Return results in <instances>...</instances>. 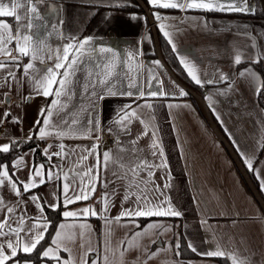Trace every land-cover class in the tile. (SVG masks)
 Wrapping results in <instances>:
<instances>
[{
	"label": "crops",
	"instance_id": "1",
	"mask_svg": "<svg viewBox=\"0 0 264 264\" xmlns=\"http://www.w3.org/2000/svg\"><path fill=\"white\" fill-rule=\"evenodd\" d=\"M144 2L149 9L152 8L154 26L164 40L166 51L174 56L187 78L199 87L198 93L209 114L244 167L253 172L264 196V150H261L264 145V113L257 102L264 78L255 67L259 60L264 68V19L234 15L251 14L242 12L164 9L153 6L149 0ZM247 2L254 8V0ZM23 3L25 8H18L17 14L25 16L26 8L37 3L42 19L33 21L40 25L39 28L23 30L19 41L13 35V42L4 45L20 55L17 72L20 84L13 83L11 89L2 86L5 73H0V97L3 93H10L11 99V103L6 104L0 98V115L9 109L12 113L0 125V145L7 142L5 133L21 137L31 130L38 136L34 124L37 120L42 124L41 117L47 118L49 108L53 111L50 123L60 126L66 133L70 131V135L60 138L53 127L49 129L50 137L39 140L43 142V149L48 144L56 145L51 152L59 151L61 143L66 146L67 154L53 156L50 162L59 167L44 170L58 172L59 180L31 189L23 197L11 192L10 184L3 187L8 206H15L18 200L21 203L9 217V225L0 232L16 228L12 221L24 215L23 227L27 229L34 225L35 231H43L44 235V226L49 223L43 205L49 207V201L61 203L64 184L70 185L68 194L72 195V187L78 188L83 178V187H89L91 180L95 183V192H89L87 200L67 205L63 211L78 212L80 208L90 207L98 215H107L108 224L103 218L91 214L65 218L61 213L51 242L43 249L55 248L52 241L57 239L60 251L56 255L61 259L45 258L38 264H82L85 260L92 264L93 258L97 259V264H134L137 258L141 264L145 260L147 264H218L213 260L215 258H226L233 264V257L236 264L248 259L252 264H264V214L225 148L209 128L200 103L195 99V104L187 97L159 61L145 14L119 9L97 11L96 6H115L120 0H23ZM135 4L130 0L131 6ZM133 13L139 19H130ZM157 14L163 19H157ZM0 22L9 23L15 33L18 22L14 17L0 18ZM23 35H30L31 39L24 41ZM85 39L88 43L79 49ZM18 45L24 46L28 54L21 56ZM66 47L68 60L76 58L77 64L74 75L69 77L71 83L54 107L55 95L45 97L43 83L34 81L46 82L45 78L50 75H55L57 80L62 78L65 68L56 69L55 64H66L63 60ZM102 48L112 51L101 52ZM237 55L241 58L239 64L235 63ZM8 59L0 54V61ZM28 63H32L33 68L25 78L23 65ZM49 68L53 69L51 73L47 71ZM190 70L200 79V84L193 80ZM253 70L257 74L255 79ZM242 71L246 73L244 77L239 75ZM107 73H111L108 79L114 91H143L145 96L108 97L98 101L97 107L93 108L90 103L92 89L85 91L84 85L94 83L96 92L104 91L99 80ZM221 76L226 78L221 80ZM57 87V84L52 85L53 92ZM181 91L185 95L181 96ZM151 92L157 95H149ZM132 112H135L134 116L130 115ZM125 115L128 118L121 123ZM14 117H20L22 123L13 124ZM95 119L100 121L96 128L90 123ZM63 122H68L67 127H63ZM114 138L119 141L111 145ZM93 144H98L97 154L101 155V160L105 151L111 154L107 169L99 172V178L94 173L84 175L96 164L95 156L90 154ZM121 148L124 151H120ZM249 156L253 157L251 168ZM28 162L34 166L49 163L47 158L35 161L34 156L29 157ZM144 163L158 167L150 169L151 177L149 169L144 168L138 170L139 175L133 179L131 169ZM113 172L118 175L127 173L128 178L117 179ZM9 173L13 183L31 182L28 167L21 166L19 170L12 167ZM105 179L115 182L109 183L105 189L102 186ZM129 180H133L131 188L128 187ZM17 187L23 191L22 184L17 183ZM105 192L113 206L107 213H102L101 197ZM126 192L130 198L124 203ZM31 195L42 197L38 201L40 207L28 199ZM137 196L147 197L151 202L149 207L159 204L162 210H166L170 205L181 216H126L116 221L115 217L123 210L122 203L123 208H132ZM24 201H28L27 204ZM5 215L0 211V219ZM179 234L187 247L189 242L195 246L196 252L188 247L195 258L183 261L178 257ZM20 237L23 244L24 232ZM11 238L15 241V234ZM3 242L6 244V240ZM215 250L223 252L224 256L202 255ZM150 253L157 255L147 259Z\"/></svg>",
	"mask_w": 264,
	"mask_h": 264
},
{
	"label": "snow or ice",
	"instance_id": "2",
	"mask_svg": "<svg viewBox=\"0 0 264 264\" xmlns=\"http://www.w3.org/2000/svg\"><path fill=\"white\" fill-rule=\"evenodd\" d=\"M150 4L157 8H164V9H178L181 11H186V10H203V11H229V12H242V13H254L255 9L251 7L247 0H149ZM115 6L117 7H127L131 6L130 5V0H120V3L116 4ZM18 8H25V4L23 3V0H0V18L3 17H14L15 20L18 22L16 25L15 33H13L12 26L9 23L6 22H0V54H3L7 57H9L8 60H3L0 61V73H5L3 76L4 83L2 86H6L9 89H11V86L13 83H16L17 85L20 84L19 77L17 76V72L20 68V63L16 55L10 51L9 49L5 48L4 45L8 44L10 42H13V35H16L17 41L21 39V32L23 30H31L34 27L39 28V24H34L33 21H39L42 19L40 12L38 10V4L37 3H31L30 7L26 8V15L21 16L17 14V9ZM130 19H139V17L136 14H130ZM157 19H163L162 17L157 14ZM22 20H26L27 23L21 24L20 22ZM165 35H168L166 32ZM22 39L24 41H28L31 39L30 35H23ZM171 42V41H170ZM88 43V39H85L83 42L79 44V49L84 48L85 44ZM255 45H253L254 47ZM69 47H72V45H69ZM77 49V50H79ZM18 50L21 56L27 55L26 48L24 46H19L18 45ZM101 52H111L112 50L110 48H102L100 50ZM65 55L63 57V60L66 62L65 63H60L57 62L55 64L56 69H60L62 67L65 68V71L62 73V78L57 80L55 75H50L47 76L46 82H39V81H34L38 84L43 83L42 87V94L47 97L50 95H55L57 99H54L52 101V105L55 107L56 105L59 104V98L65 94V90L71 81L69 80V77L74 75L75 72V65L77 64L76 58H73L71 61L68 60V48L66 47L64 49ZM241 62V58L239 55L235 57V63L239 64ZM257 63L259 60L256 61ZM33 68L32 63H28L27 65H23L24 69V76L27 78L30 75L29 70ZM49 73L53 71L52 68H49L47 70ZM193 80L197 84H200L201 81L196 77L193 71L190 70L189 73ZM245 71L240 72V76L244 77L245 76ZM255 74L253 70V78L255 79ZM111 76V73H107V76L105 78H101L99 80V84L103 86L104 91L102 92H96L95 88L96 85L93 84H88L85 83L84 89L85 91H88L89 88L92 89L91 91V99L90 103L92 104L93 108L97 107V102L103 99H106L108 97H133V96H139V97H144L145 93L143 91H138L137 93H133L132 91H127V92H117L114 91L113 88L114 86H110L109 79L108 77ZM226 77L221 76L220 79L223 80ZM207 83H213V81H207ZM57 84L58 87L56 90L53 92L52 90V85ZM131 88L132 85H129ZM39 92V89H37ZM261 92H264V88L260 89ZM163 94V93H161ZM259 94V93H258ZM149 95L155 96L157 95L156 92H151ZM180 95L183 96L185 93L183 91L180 92ZM4 103L10 104L11 99H10V93H3L2 97ZM29 99L31 97L29 96ZM63 107V106H62ZM122 107H128V106H122ZM53 114V111L51 108L46 110V117H41L42 119V124L41 120H37L34 124V128H38V136H36V133L31 131L28 134H23L21 137H12L8 133H5V137L7 139V142L3 143L0 145V154H9L10 152H16L17 156L14 160V162L11 164V167L14 169L19 170L21 166L28 167L31 170V182L30 183H24L23 181H18L17 183L22 184L23 191H21L20 188L17 187V183H13L12 180L10 179V173H9V166L10 162L5 160L3 162H0V211H4L6 215L0 219V229H3L5 225H9V217H11L12 213L16 210V208L19 207L20 201L18 200L16 202L15 206H8L6 201L4 200L3 197V187L7 185H11L10 191L13 192L16 196L18 197H23L26 193L29 192L31 189H35L39 187L40 185L45 184L46 182H51L54 179L59 180V173L54 172V171H47L45 172L44 170L46 168L49 169H54L58 168V165H52L50 162L52 160L53 156H61V154H67L66 153V146L64 144H59V151L56 152H51L50 149L53 147H56V145L53 144H48L43 150L42 153L44 156H46L47 161L49 162L48 164L41 163L38 166H34L33 164H30L28 162V158L34 156L36 152V148H29L27 152L23 151V148L25 147L26 144H30L33 142V139L37 140H45L48 137L52 135V133L49 131L50 128L56 127L57 129V136L60 138H63L65 135H70V131L68 133L64 132L63 129L58 126V125H53L50 123V118ZM12 113L9 110H6L2 115H0V125L3 124V122L11 116ZM130 115H135V112H132ZM128 116L125 115L124 117L121 118V123L123 120L127 119ZM13 124H18L22 123V119L20 117H14L13 120L11 121ZM73 124L77 123L76 121H72ZM90 123H93L94 128L98 127L100 124V121L98 119H95L93 121H90ZM68 122H63V127H67ZM112 129L109 128V132H111ZM145 135L147 134V131L144 133ZM97 139L99 137L97 136ZM135 143V141H133ZM97 149H98V144H93L91 146V152L90 154L95 156L96 158V164L93 168H89L87 170V173H84V175H87L88 173H94L96 174L97 178H99V172L100 171H105L107 169V164L108 161L111 159V154L107 151L102 153V160H101V155L97 154ZM261 150H264V145H261ZM87 151V150H86ZM120 151H124L122 148ZM153 155H156L154 152ZM160 155L163 156V152H160ZM86 158V157H82ZM252 160L253 157L249 156L248 157V164L249 167H252ZM166 167V164L163 165ZM158 167L157 165H148L146 163L144 164H137L135 168L131 169L132 173V178L134 179L139 175L138 170H142L144 168L149 169L148 175L151 177L153 173L150 171L151 168ZM77 175H81L80 173H77ZM113 176H115L117 179H126L127 173L124 175H118L116 172H113ZM46 177V179H45ZM65 179L67 180L68 177L67 175L65 176ZM115 181H108V180H103L102 181V186L106 189L108 187L109 183H114ZM73 183L75 181L73 180ZM133 186V180H129V185L128 187L131 188ZM138 187V185H136ZM168 185L166 184L165 187ZM69 187L70 185L68 183H65L63 186V191H64V200L61 203H57L56 201H49L48 206L56 211L59 210L62 206L66 208L67 205H70L76 201L80 200H87L89 199V192H95V183L90 180V185L89 187L85 188L83 187V178H81V184L80 186L77 187H72V195H69ZM113 195H115V191L113 192ZM41 196L38 195H31L28 199L32 201L33 203L37 204V207H40L38 201L41 199ZM129 194L126 192L124 196V203L128 202L129 200ZM59 199V197H57ZM28 201H24L25 204H27ZM101 202L104 204V208L102 210V213H107L110 210V207L113 206L109 204L108 198H107V193L101 197ZM151 202L148 200L147 197H140L137 196L136 200L133 202V207L132 208H123V203H122V211L118 214L117 217H115L116 221H119L122 217L126 216H134V217H151V216H157V217H162V216H175V217H180L181 213L179 211L174 210L170 205L167 207L166 210H162L161 206L159 204L149 207L148 205ZM88 214H91L92 216H98V218H103L105 220L106 225L109 222V217L107 215H102L99 214L93 210L90 207H83L80 208L77 211H71V210H64L62 212L63 217L68 218V217H76L77 215H83L87 216ZM23 222H24V215H20L17 220H13L12 223L16 224V228H9V232H0V264H9V261H11V264H32L31 261L25 259L26 256L31 255L34 250L37 248V245L40 243V241L44 238L43 231H35V226L30 225L27 229L23 227ZM48 225L46 224L44 226V230H47ZM60 227H63L61 224ZM149 228L152 227V225H148ZM24 232V237L23 239L25 242L21 244V237L20 233ZM15 234V241L11 238L12 235ZM57 237H59L60 233H56ZM136 235H140V233H136ZM6 240V244L3 242ZM52 243L56 246L55 248H49L46 249L42 252L41 254V259L44 258H50L54 259L56 261H60V257L56 255L57 252L60 251V243L58 242L57 239H53ZM153 243H156L153 241ZM133 247L138 248L139 245H133ZM188 247L193 251L196 252L197 249L195 248L194 245H192L190 242L188 244ZM179 248L180 244L177 242L176 244V249H177V255H179ZM70 251V250H69ZM50 253L52 255H50ZM87 255V254H86ZM123 255V252H122ZM157 255V253H150L147 256V259H152ZM202 255H206L207 257H222L224 256V253L215 250V251H208ZM233 264H236L235 258L233 257ZM71 264V262H69ZM82 264H87V260L83 261ZM92 264H97V259L93 258L92 259ZM134 264H141L139 258L134 262ZM143 264H147V260L143 261ZM239 264H252L251 259L248 260H242L239 261Z\"/></svg>",
	"mask_w": 264,
	"mask_h": 264
},
{
	"label": "trees",
	"instance_id": "3",
	"mask_svg": "<svg viewBox=\"0 0 264 264\" xmlns=\"http://www.w3.org/2000/svg\"><path fill=\"white\" fill-rule=\"evenodd\" d=\"M96 8H97V11H100L102 9H119V10H124V11H138L140 13H144L143 10L137 4H135L134 6H127V7H122V6L121 7H117V6H96ZM254 9H255L254 13H251L248 16L243 15V14H234V15H238V16H242V17L264 19V0H254ZM150 10L152 11V8H150ZM158 38H159L163 57L165 58L166 62L171 67V69L174 71V73L177 75V77L180 80H182L185 84H187L188 86H190L191 88L196 90L197 92L200 91L199 87L197 85L193 84L187 78V76L184 74L183 70H181V68L177 65L174 56L166 51L164 40L162 39L160 34H158ZM255 67L259 71V73L261 74L262 78H264L263 66L260 63H257V64H255ZM262 88H264V85L262 86ZM258 93L259 94L257 95V102H258L259 106L262 108L263 113H264V92H261L259 90ZM187 97L190 98L196 104L195 99L191 95L187 94ZM223 135H224V133H223ZM29 148H36L37 149L35 154H34L35 161H44L46 159L42 154V149H43V142L42 141L33 139L32 143L25 145V147L23 148V151L25 152V151L29 150ZM16 156H17L16 152H10L9 154H0V162H3L5 160L10 162L9 172H11V169H12L11 164L15 160ZM235 169H236V167H235ZM246 170L248 171L252 182L254 183V185L258 189L259 193L261 194L262 198L264 199V196L262 195V193L260 191L258 181H257L256 177L254 176L253 172L248 170V169H246ZM236 171H237V169H236ZM240 178H241V176H240ZM63 209H64V207L62 206L59 210L54 211L51 208L43 205L45 217H46V220L48 221L49 225H48V228L44 234V238L37 245V248L34 250V252L31 255L25 257V259L31 261L32 264H38L39 262L45 260V258L41 259V253H42L43 249L50 244L52 235H53L55 228H56V225H57L58 221L61 219V213H62ZM177 242H179V244H180V248L178 250L179 251L178 257L181 260L186 261V260H190L192 258H195V255L188 249V247L185 243V240L181 234H179ZM213 260L216 261L218 264H230L226 258H215Z\"/></svg>",
	"mask_w": 264,
	"mask_h": 264
},
{
	"label": "water",
	"instance_id": "4",
	"mask_svg": "<svg viewBox=\"0 0 264 264\" xmlns=\"http://www.w3.org/2000/svg\"><path fill=\"white\" fill-rule=\"evenodd\" d=\"M134 1L143 10V12H144V14L148 20L149 27H150V30L152 32V36H153V40H154L156 55H157L159 61L161 62L162 66L168 72V74L173 79V81L178 86H180V88H182L184 92L191 95L194 99H196L200 103V105L203 108V111H204L206 120L208 122L209 128L212 130V132L215 135V137L217 138V140L225 148L227 154L231 158V160H232L233 164L235 165L239 175L241 176L246 188L248 189V191L252 195L253 199L255 200L257 205L259 206L262 213L264 214V199L262 198L258 189L256 188V186L252 182L248 171L246 170V168L242 164V162H241L239 156L237 155V153L235 152L234 148L231 146V144L225 138V136L222 134V132L218 129L217 125L215 124L213 118L209 114V112H208V110L204 104L203 98L201 97V95L196 90L187 86L182 80H180L177 77V75L173 72V70L170 68V66L167 64L165 59L163 58L158 34H157L156 28L154 26V20L152 17V12L150 11L149 7L145 4L144 0H134Z\"/></svg>",
	"mask_w": 264,
	"mask_h": 264
},
{
	"label": "built area",
	"instance_id": "5",
	"mask_svg": "<svg viewBox=\"0 0 264 264\" xmlns=\"http://www.w3.org/2000/svg\"><path fill=\"white\" fill-rule=\"evenodd\" d=\"M15 55H16V57H17V58H19V57H20V55H19V54H15ZM118 141H119V139H118V138H114L110 144H111V145H116V144L118 143Z\"/></svg>",
	"mask_w": 264,
	"mask_h": 264
},
{
	"label": "rangeland",
	"instance_id": "6",
	"mask_svg": "<svg viewBox=\"0 0 264 264\" xmlns=\"http://www.w3.org/2000/svg\"><path fill=\"white\" fill-rule=\"evenodd\" d=\"M156 245H158V242H156Z\"/></svg>",
	"mask_w": 264,
	"mask_h": 264
}]
</instances>
